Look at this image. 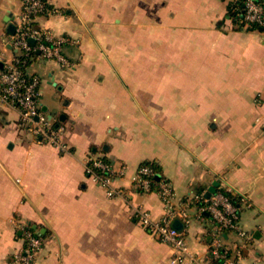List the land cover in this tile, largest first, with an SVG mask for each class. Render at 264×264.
<instances>
[{"label": "crops", "instance_id": "crops-1", "mask_svg": "<svg viewBox=\"0 0 264 264\" xmlns=\"http://www.w3.org/2000/svg\"><path fill=\"white\" fill-rule=\"evenodd\" d=\"M46 1L53 10L37 25L64 38L66 62L38 58L28 71L69 151L0 106V264H25L19 225L42 241L31 264H171L172 248L132 214V204L156 219L166 212L156 191L134 183L143 164L173 185L172 224L206 264L217 229L208 192L240 195L247 236L222 231V250L236 264H264V29L234 21L235 0ZM21 13L22 0H0V70L19 55L7 36ZM90 158L117 171L118 195L87 170Z\"/></svg>", "mask_w": 264, "mask_h": 264}, {"label": "built area", "instance_id": "built-area-1", "mask_svg": "<svg viewBox=\"0 0 264 264\" xmlns=\"http://www.w3.org/2000/svg\"><path fill=\"white\" fill-rule=\"evenodd\" d=\"M52 10L53 8L46 0H22V13L16 23L15 32L7 36L9 44L19 52V55H16L13 61L6 62L4 68L0 70V106L16 108L20 113L21 125L31 135L39 141L52 144L61 152H68L69 146L63 139L65 127L53 123L43 111L40 103L41 78L37 74L29 73L27 67L26 57L33 51L38 52V58H57L66 62L59 50V45L64 38L56 39L49 30L37 25L38 18ZM244 20L264 29V5L256 0H245ZM32 42L36 45L33 46ZM21 56L25 58L22 59ZM0 61L4 62L2 54H0ZM25 67L27 72L24 71ZM87 170L107 189L109 196L120 193L113 186L117 171L107 162L90 158ZM155 176V168L150 164H143L134 177V183L144 192L156 191L165 203L166 212L162 218L156 219L149 209L132 204L134 218L144 225L151 235L172 248L171 264L188 262L206 264L207 260L191 251L185 231L172 224L175 216L181 214L174 205L176 193L173 185L165 178H161L155 181L153 187ZM204 208L217 225L210 245L213 258L222 259V264H236L223 252L220 235L222 231L234 230L243 238L247 236V233L238 225L237 207L229 196L218 191L212 194ZM19 228L25 234L26 246L17 254V259L25 264H31L34 254L42 248V241L28 227L19 225Z\"/></svg>", "mask_w": 264, "mask_h": 264}, {"label": "trees", "instance_id": "trees-1", "mask_svg": "<svg viewBox=\"0 0 264 264\" xmlns=\"http://www.w3.org/2000/svg\"><path fill=\"white\" fill-rule=\"evenodd\" d=\"M257 2L259 3H262L264 5V2L262 0H256ZM245 3V0H235L233 2H230L229 3V15L230 17L240 23V25H242L243 27L247 26L249 28H253V29H258L260 28L257 24L255 23H247L245 20H244V8H243V5ZM32 45L35 46L36 43L35 42H32ZM38 52L37 51H33L30 53V55L27 58V67L34 61V60H37L38 59ZM21 58H25V56H21ZM2 70V69H1ZM24 71H26V67L24 68ZM155 170L158 169L157 166L155 165H152ZM157 171V170H156ZM155 177L153 179V187H154V184H155ZM220 192H223L225 193L227 196H229V198L233 201V203L235 204H239L242 202V197L238 194H235L234 192L232 191H229L228 189L226 188H222V189H218ZM212 264H222V259H217V258H211L210 259Z\"/></svg>", "mask_w": 264, "mask_h": 264}, {"label": "water", "instance_id": "water-1", "mask_svg": "<svg viewBox=\"0 0 264 264\" xmlns=\"http://www.w3.org/2000/svg\"><path fill=\"white\" fill-rule=\"evenodd\" d=\"M15 28L16 26L15 25H11L10 29H11V32L13 33L15 31ZM33 41V40H32ZM0 67L2 68L3 67V62L0 61ZM212 195V191L208 192V197H210Z\"/></svg>", "mask_w": 264, "mask_h": 264}]
</instances>
